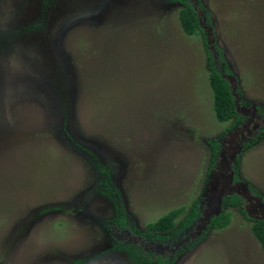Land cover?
<instances>
[{"label":"rangeland","instance_id":"obj_1","mask_svg":"<svg viewBox=\"0 0 264 264\" xmlns=\"http://www.w3.org/2000/svg\"><path fill=\"white\" fill-rule=\"evenodd\" d=\"M189 1L204 35L183 33L176 0H0V264H264L249 229L264 218V0ZM203 41L230 70L233 123L214 118ZM192 202L166 241L133 231Z\"/></svg>","mask_w":264,"mask_h":264},{"label":"trees","instance_id":"obj_2","mask_svg":"<svg viewBox=\"0 0 264 264\" xmlns=\"http://www.w3.org/2000/svg\"><path fill=\"white\" fill-rule=\"evenodd\" d=\"M181 3L182 7L178 10L177 16L181 30L187 35L192 34H203L204 30L200 26L199 17L197 12L193 8L192 2L189 0H176ZM196 5L200 6L198 2ZM209 22V20L207 19ZM210 24V23H208ZM204 38V37H203ZM205 44V55L207 60V80L208 85L212 93V110L214 118L218 122H227L232 120V123L239 119V116L235 109V101L232 94V90L226 73L230 74V70L227 65L222 61L221 52L219 49H216L217 58L214 59V55L207 48V42L203 41ZM258 111L264 114V111L258 109ZM231 123V124H232ZM264 135V131L262 133ZM212 148V153L214 152L215 143H210ZM253 193L259 197L262 201L264 198L253 188H251ZM223 201L227 206L238 207L241 199L236 194H229L223 198ZM245 219H248L247 215L244 213L243 209H239ZM197 216L195 202L184 206H179L174 209H171L157 219L147 222L143 226L142 231H138L133 228L137 234L141 236H149L156 239H163L169 237L172 234L178 232L179 230L190 225L195 217ZM116 220L117 224L122 227L123 220L122 218ZM229 222V213L228 211H220L215 215H212L207 223L206 227L208 229L218 230L225 227ZM178 223V224H177ZM249 229L253 237L259 244L260 249L264 253V218H255L250 220ZM134 252H130L132 256ZM139 261L155 262L156 264H168L165 258L160 256H140Z\"/></svg>","mask_w":264,"mask_h":264},{"label":"flooded vegetation","instance_id":"obj_3","mask_svg":"<svg viewBox=\"0 0 264 264\" xmlns=\"http://www.w3.org/2000/svg\"><path fill=\"white\" fill-rule=\"evenodd\" d=\"M117 223V222H116ZM178 224V223H177ZM117 226H119L118 224H117ZM189 226V225H188ZM187 226V227H188ZM186 228V227H185ZM184 229V228H183ZM183 229H181V230H179L178 232H176V233H174V234H172L171 236H174V235H176V234H178L179 232H181ZM170 237V236H169ZM161 240H164V241H166V240H168V237H165V238H163V239H161ZM138 252H136L135 254H136V257H137V260L139 261V257L140 256H142V254H137ZM157 256V255H156ZM158 256H160V255H158ZM148 257H153L152 255H150V256H148ZM160 257H162V258H164L163 256H160ZM139 262H147V261H139Z\"/></svg>","mask_w":264,"mask_h":264}]
</instances>
